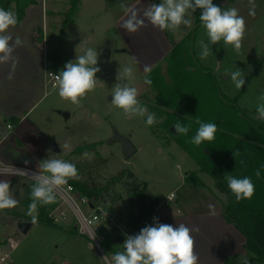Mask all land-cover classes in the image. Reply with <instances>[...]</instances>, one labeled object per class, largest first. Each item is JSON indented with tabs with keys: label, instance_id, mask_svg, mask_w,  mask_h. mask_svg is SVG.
I'll use <instances>...</instances> for the list:
<instances>
[{
	"label": "rangeland",
	"instance_id": "1",
	"mask_svg": "<svg viewBox=\"0 0 264 264\" xmlns=\"http://www.w3.org/2000/svg\"><path fill=\"white\" fill-rule=\"evenodd\" d=\"M162 2L81 0L74 24L66 25L70 0H38L34 6L43 7L45 14L41 32L36 30L34 34L39 41H34L43 50L45 48L48 62L52 61L46 72L52 70L59 73L67 62H75L87 48L97 51L96 67L100 71L96 73L95 89L87 93L79 104L62 99L58 87H53L46 79L38 95L44 94L43 97L26 116L27 121L17 125L2 146V150L7 151L9 144L14 142L24 157L33 155L41 164L49 159L69 161L80 167L79 176L89 183L103 185L121 170H131L136 179L130 181L147 184L160 202L163 201L159 211L146 220L145 226H155L157 216L162 212L184 213L192 207L191 199L199 194V190L187 185L176 188L182 173L190 170L200 174L199 163L180 144L183 140L187 141L188 147L194 146L190 143L193 122L214 121L217 127L220 123L222 128V118L227 115L236 122L241 121L232 106L218 97L208 74L201 72L195 63L216 73L220 91L235 100L238 107L252 118L260 120L256 109L264 105V0H254V16L249 15V0H216V5L222 10L236 8L244 18L246 31L242 48L237 53L231 45L225 46L223 40L217 44L210 43L201 24L196 31L194 48L198 62L195 63L185 47L173 51L175 45L195 27L193 13L185 16V19L192 20L191 28L181 25L178 29L164 31L153 26L144 16L153 4ZM122 4L125 8H121ZM14 6L11 11L15 13ZM133 12L144 23L135 33H129L122 24ZM200 41L211 49L205 59L201 58L203 48ZM106 49L110 50V57L101 58ZM145 65L151 66L148 74L144 72ZM127 66L134 69L132 80L124 75L123 70ZM237 69L243 72L245 80L239 90L231 81V73ZM146 75L151 79V85L144 83ZM118 76L120 79H117ZM117 84L136 87L140 105L154 113L157 122L147 126L146 116L126 117L123 110L113 106L112 93ZM174 87L176 94L171 96ZM38 92L36 90V95ZM64 112L70 116L66 118ZM174 114L187 121L177 122L190 125L187 135L171 133L173 126L170 127V120L174 119ZM114 127L130 135L138 147V152L128 160L124 158L121 145L112 141ZM235 128L234 124L232 130ZM204 144L207 148H214L209 143ZM82 145H91V149L72 155ZM55 146L60 152L54 150ZM9 152L7 158L0 156L3 164L21 165L27 161H23L19 154ZM201 175L211 184L213 192L219 194L216 185H212L214 179L206 173ZM0 181L10 182V192L19 201L15 208L0 210V237L13 236L19 240L13 256L14 264H108L98 249L91 248L88 239L80 234L74 212L60 202L61 198L55 199L56 207L60 206V209L54 212V208H50L45 217L42 203H37V221L33 223L27 212L29 197L37 180L25 175L2 173ZM171 192L175 196L172 201L168 199ZM119 194L121 200L114 203L113 198ZM107 197L108 201L104 204L116 214L124 217L139 212L130 203V195L121 185L113 187ZM61 212L67 217L63 218ZM121 222L125 224L126 220ZM21 224H30L26 233L20 232ZM100 233L105 237L103 247L113 264L111 257L124 251V243L115 240L120 230L115 226L103 227Z\"/></svg>",
	"mask_w": 264,
	"mask_h": 264
},
{
	"label": "clouds",
	"instance_id": "2",
	"mask_svg": "<svg viewBox=\"0 0 264 264\" xmlns=\"http://www.w3.org/2000/svg\"><path fill=\"white\" fill-rule=\"evenodd\" d=\"M251 5L249 15H255L254 0H249ZM121 8H125L122 4ZM201 9L200 21L202 27L206 30L207 37L212 44H217L223 40L224 45H231L239 53L242 48V41L245 36L246 23L242 16L238 14L236 8L222 10L219 5L213 3V0H163L162 3L153 4L144 12L153 26L158 27L161 31L166 29H178L181 25L189 28L192 27V20L185 19L197 9ZM18 18L13 11L0 8V62L11 58L13 48L9 46L11 35H6L7 31L15 27ZM143 20L137 19L136 13L133 12L125 20L122 27L129 33H135ZM19 37L16 44H20ZM203 48L202 59L207 58L211 49L208 45L200 41ZM16 61H13L12 72L9 73L8 79L13 78L16 67ZM98 63V53L93 48L85 49L83 55L77 57L75 62H67L63 70L55 75L59 96L70 101L72 104H79L81 99L96 87V73L100 71L96 67ZM217 67V65H215ZM124 75L130 80L134 79V69L131 66L124 68ZM144 72H151V66L145 65ZM117 79H120L118 76ZM231 81L239 90L243 87L245 80L243 72L240 69L231 73ZM144 83L151 85L152 81L145 76ZM138 90L136 87L119 84L112 93V105L123 110L126 117L146 116V125L152 126L156 123L155 114L148 112L145 106L140 105L138 99ZM259 119L264 120V105L256 109ZM199 128L196 134L191 138L190 143L199 146L204 141H212L215 138L217 125L214 123H203L196 121ZM177 134L187 135L190 125H182L177 122L174 125ZM235 156V154H234ZM28 163V161H25ZM243 163V161H241ZM41 169L48 175H34L37 183L33 186L31 192L32 203L28 206L27 214L32 217V222L37 221V203L40 201L43 205L55 202L53 191L55 188L66 185L70 179H78V169L75 164L63 159H49L41 164ZM11 174L24 175L25 170L9 167L6 169ZM259 176V171L256 172ZM228 188L234 194L237 201L250 199L255 191V186L250 177L242 179L235 178L231 175L225 176ZM19 201L14 199L10 192V182L0 181V210L12 209L18 205ZM210 214L215 215L214 205H208ZM193 232H199V228H189L181 223L178 227L170 224L157 223L155 226H145L141 228L139 234L129 235L124 241V251L116 252L111 260L113 264H198L199 256L196 254L195 239ZM103 259L107 260V257Z\"/></svg>",
	"mask_w": 264,
	"mask_h": 264
},
{
	"label": "trees",
	"instance_id": "3",
	"mask_svg": "<svg viewBox=\"0 0 264 264\" xmlns=\"http://www.w3.org/2000/svg\"><path fill=\"white\" fill-rule=\"evenodd\" d=\"M38 0H0V7L9 9V5L15 2V14L18 18L19 24L25 16L26 8L29 5L37 3ZM194 2V0H193ZM81 0H70V9L65 20V24H74L76 15L79 12ZM216 4V0H213ZM201 9H197L194 15V25L190 33H188L180 42L175 45L173 51L185 47L195 62H198L195 53V38L197 28L202 24L200 21ZM41 32V28L37 29ZM36 42L39 39L34 38ZM197 67L203 73L208 74L210 83L216 91L218 97L228 105H231L236 114L240 116L241 121H234L229 115L222 118V128L218 124L215 138L212 141H204L201 145H194L192 148L188 147L187 141L180 143L182 148L197 160L200 165L201 171L208 173L216 182L217 188L227 195V202L224 205L223 216L225 220L234 225L245 237V249L251 253L250 261L253 263L264 262V120H256L246 114V112L239 108L236 101L222 93L218 87V81L213 71L206 67ZM176 94V88L171 90V96ZM223 114V113H222ZM174 119L170 120V127H174L175 122L183 120L177 114H174ZM185 122H187L184 119ZM213 123H215L213 121ZM230 123L229 127L227 124ZM239 123V124H238ZM231 124L235 130L233 131ZM193 134H196L199 124L193 122ZM225 126V127H223ZM224 128V129H223ZM172 129V128H171ZM170 129L171 133L172 130ZM226 130V131H225ZM230 132V133H229ZM204 143H209L214 148L210 149L205 147ZM207 145V144H206ZM204 146V147H203ZM91 145L78 146L73 154L83 153L90 150ZM235 154V156H234ZM243 161V163H241ZM78 169V176L81 173L80 167ZM259 171L260 175L257 176L256 172ZM231 175L235 178L242 179L250 177L255 191L250 199H242L237 201L234 194L228 188L225 176ZM136 176L134 172L128 169L121 170L118 174L112 176L107 180L106 184L89 183L83 180L81 176L78 179H70L69 181L79 190V192L93 202L94 204H104L108 201L107 194L113 187L121 185L130 195V203L135 205L139 212L143 215V220L139 221L134 216H121L119 221L126 220L125 226L127 230H141L144 227L146 220L154 213L156 207L160 204L159 197L154 194L147 185L142 182H135ZM188 183L204 185L196 172L187 173L185 177ZM121 194L113 198V202L121 200ZM32 203V200L30 201ZM105 205V204H104ZM43 215L49 212L47 206L42 207Z\"/></svg>",
	"mask_w": 264,
	"mask_h": 264
},
{
	"label": "crops",
	"instance_id": "4",
	"mask_svg": "<svg viewBox=\"0 0 264 264\" xmlns=\"http://www.w3.org/2000/svg\"><path fill=\"white\" fill-rule=\"evenodd\" d=\"M13 4L15 2L9 5V11L13 10ZM34 5H29L26 8V14L19 25L17 24L5 33L12 37L9 41V46L13 48V51L10 59L0 62V156L1 158H7L8 150H10V154H19L23 161H28V163L21 165L16 163L15 165L12 164V166L39 171L41 163L37 157H33V155L24 157L22 151L15 146L14 142L9 144L8 152L2 150L4 143L10 139L12 131L17 128V125L27 121L28 118L26 116L44 95L38 97L41 87L45 85L46 62L48 59L45 48L43 50L34 41V34L39 27L43 26L45 12L43 7H35ZM14 8H16V4ZM31 16L37 17L34 19L38 20L34 21ZM18 37L21 41L19 45L16 44ZM2 55L0 53V56ZM14 60L17 63L13 78L9 80L8 75L12 72ZM36 90L39 91L37 95ZM8 125H12L11 129L8 128ZM199 170L200 174L197 171L190 170L182 173L180 179H178L179 184L176 187L178 189L187 185L194 190H199L198 196L193 197L190 201L192 207L184 213L175 211L162 212L157 216V223L170 224L173 227H178L183 223L189 228H199L198 233H192L195 239L194 250L199 256L198 264H264V262L253 263L250 261L251 253L244 247L245 237L234 225L229 224L223 216L224 205L228 200L227 195L221 192L217 186L216 189L219 194L213 192L211 184L204 180L201 175L206 172L201 171V168ZM191 172H196L204 182V185L188 183L185 177L187 173ZM214 184L216 185L215 180L212 182V185ZM173 192L168 195V199L171 194H174ZM31 200V197H29V203ZM36 203L41 202L36 201ZM162 203L163 201L156 207L154 213L159 211ZM56 204L57 202L55 201L47 205L42 204V207L47 206L48 210L50 208L55 209ZM209 204L214 205L215 215L210 214Z\"/></svg>",
	"mask_w": 264,
	"mask_h": 264
},
{
	"label": "built area",
	"instance_id": "5",
	"mask_svg": "<svg viewBox=\"0 0 264 264\" xmlns=\"http://www.w3.org/2000/svg\"><path fill=\"white\" fill-rule=\"evenodd\" d=\"M52 61L47 60V66H51ZM58 72L55 71H47L46 72V79L48 80L49 84L53 87L57 86V82L55 79V75H58ZM12 125H8V128H11ZM9 167H13L16 169H23L25 170V176H28L34 179V175L40 176L46 174L44 172L35 171L26 169L19 166H12L3 164L0 159V174L2 173H9L6 171ZM36 180V179H34ZM53 195L56 197L55 199L58 200L59 198L62 199L60 201L62 204H67L71 210L74 212L77 218V229L88 239L89 245L93 249H98V251L104 256L107 257L103 244L105 243V237L100 233L103 227H117L120 230V233L124 236V241L129 235H137L139 234L140 230H127L125 224L120 222L118 219V215L112 210L108 208L104 204H94L91 202L87 196L81 194L79 190L70 182L66 185L59 186L54 189ZM174 194L169 196V199H173ZM86 207V208H85ZM60 206H57L54 209V212L58 211ZM62 213V212H61ZM61 216V215H60ZM62 217L66 218L67 215L63 212ZM116 234V235H117ZM115 235V236H116ZM19 246V240L13 236L7 237H0V264H14V252ZM107 263L112 264L110 259L107 257Z\"/></svg>",
	"mask_w": 264,
	"mask_h": 264
},
{
	"label": "water",
	"instance_id": "6",
	"mask_svg": "<svg viewBox=\"0 0 264 264\" xmlns=\"http://www.w3.org/2000/svg\"><path fill=\"white\" fill-rule=\"evenodd\" d=\"M110 50L106 49L105 52L101 55V58H109L110 57ZM111 99V98H110ZM66 118H68L70 116V114L68 112H64L63 114ZM172 132L173 134H177L175 132V128L172 127ZM113 142L119 143L122 147L123 153H124V158L126 160L130 159L131 157H133L137 152H138V147L136 146V144L133 142L132 138L130 135H126L123 134L121 132L118 131V129H116L115 127L113 128V138H112ZM54 150L56 152H60L59 148L57 146L54 147ZM137 220L142 221L143 220V215L138 212L137 214H135L134 216ZM30 228V224H21L19 225V230L22 233H26L28 231V229ZM115 240L118 243H124V236L121 234H117L115 236Z\"/></svg>",
	"mask_w": 264,
	"mask_h": 264
}]
</instances>
